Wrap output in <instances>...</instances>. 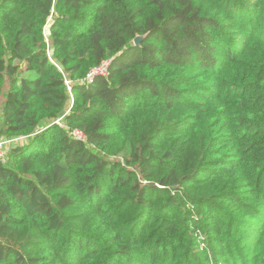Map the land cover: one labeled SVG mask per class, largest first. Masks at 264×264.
Segmentation results:
<instances>
[{"label":"trees","instance_id":"trees-1","mask_svg":"<svg viewBox=\"0 0 264 264\" xmlns=\"http://www.w3.org/2000/svg\"><path fill=\"white\" fill-rule=\"evenodd\" d=\"M0 138V264H264V0H0Z\"/></svg>","mask_w":264,"mask_h":264},{"label":"built area","instance_id":"built-area-1","mask_svg":"<svg viewBox=\"0 0 264 264\" xmlns=\"http://www.w3.org/2000/svg\"><path fill=\"white\" fill-rule=\"evenodd\" d=\"M112 62L105 61L97 68L91 70L87 75L85 82L87 84H93L99 77H106L111 68ZM67 88L69 93H72V87L67 82ZM61 120L56 121V124H60ZM71 136L76 140L86 142V137L80 131L74 130L71 132ZM23 138H0V160L4 159L8 153V148L13 147L16 144H19Z\"/></svg>","mask_w":264,"mask_h":264},{"label":"water","instance_id":"water-1","mask_svg":"<svg viewBox=\"0 0 264 264\" xmlns=\"http://www.w3.org/2000/svg\"><path fill=\"white\" fill-rule=\"evenodd\" d=\"M53 24H54V20L51 19L49 21V23L47 24L46 28H45V37L47 39L51 37V34H52L51 29H52ZM144 38H145V36H143V37L142 36H138L137 38H135L134 45L135 46H139ZM53 55H54V51L52 50L51 53H50V56H53ZM57 66L59 67L60 70L64 69L63 65L60 64L58 61H57Z\"/></svg>","mask_w":264,"mask_h":264},{"label":"rangeland","instance_id":"rangeland-1","mask_svg":"<svg viewBox=\"0 0 264 264\" xmlns=\"http://www.w3.org/2000/svg\"><path fill=\"white\" fill-rule=\"evenodd\" d=\"M132 57H133V56H132V55H130V54H129L128 56H126V55H125V56H124V57H122V58H121L119 61H120V62H125V61H126V62H128V63H129V62H131V61H132V60H131V59H132ZM68 109H69V108H68ZM68 109H67V110H68ZM23 142H24V141H23ZM23 142H22V143H23ZM22 143H21V144H22ZM16 145H19V144H16ZM16 145H14V146H16ZM11 150H12V147L8 148V152H9V151H11Z\"/></svg>","mask_w":264,"mask_h":264}]
</instances>
